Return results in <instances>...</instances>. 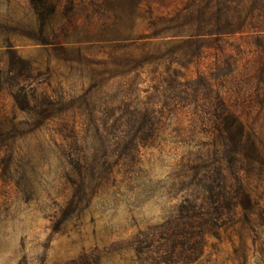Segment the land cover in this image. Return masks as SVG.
<instances>
[{"label": "rangeland", "instance_id": "obj_1", "mask_svg": "<svg viewBox=\"0 0 264 264\" xmlns=\"http://www.w3.org/2000/svg\"><path fill=\"white\" fill-rule=\"evenodd\" d=\"M188 5L0 0V264H264V1L255 24L194 58L191 33L169 31L195 27ZM182 59V84L222 80L256 150L242 167L249 220L239 207L193 263L160 247L218 162L205 102L162 82Z\"/></svg>", "mask_w": 264, "mask_h": 264}, {"label": "trees", "instance_id": "obj_2", "mask_svg": "<svg viewBox=\"0 0 264 264\" xmlns=\"http://www.w3.org/2000/svg\"><path fill=\"white\" fill-rule=\"evenodd\" d=\"M39 2V0H31ZM245 1L253 4L250 9H243ZM264 0H189L186 8L187 21L195 27H170L169 31L177 33L190 32L191 35L181 44L185 45L183 53L188 58L199 57L201 49L220 44L223 37L232 36L244 32V27L252 26V10L256 4ZM238 2L237 4H235ZM34 4V3H33ZM240 5L241 8L236 7ZM245 7V6H244ZM243 9V10H242ZM246 9V11H245ZM264 14V8L261 7ZM180 36V35H178ZM194 43V44H193ZM197 43L203 44L196 46ZM210 43L211 45H204ZM190 61L184 59L175 61L177 69H166L162 82L168 84V88L176 93H183L190 97L193 103L203 101L202 104L210 110V128L213 139L211 141V158H218L217 164L200 179V196L197 200H187L179 210L180 218L173 222L174 229L167 235L163 248L164 257L168 260L179 259L185 254V262L193 263L202 255L207 235L219 237V230L225 219H232L236 210L241 207L246 213L255 207L254 201L248 194L245 184L246 175L242 167L248 159L256 156L254 143L247 140L243 123L232 111L230 103L221 93L222 80L218 88L213 85L215 77L199 71L198 78L185 77L183 84L179 81L182 76L181 69H185ZM146 63V62H145ZM144 64V63H143ZM147 64V63H146ZM235 61L230 59L226 65L230 69ZM218 66V62L214 63ZM212 69H218L212 67ZM258 74L264 77V63L259 64ZM140 80L139 74L137 80ZM226 79H223L225 82ZM192 96V97H191ZM197 98V99H196ZM143 110L147 111L146 117L150 119L149 104ZM205 112V111H204ZM198 202V204H196ZM197 211L194 212L193 209ZM183 209V210H182ZM190 227V228H189ZM189 228V229H188ZM184 260V258H183ZM165 262V261H163Z\"/></svg>", "mask_w": 264, "mask_h": 264}]
</instances>
